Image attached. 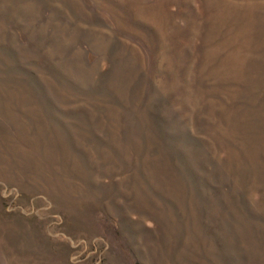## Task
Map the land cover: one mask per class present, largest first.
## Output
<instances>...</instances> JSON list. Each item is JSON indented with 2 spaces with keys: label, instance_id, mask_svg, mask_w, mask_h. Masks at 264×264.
Instances as JSON below:
<instances>
[{
  "label": "rangeland",
  "instance_id": "1",
  "mask_svg": "<svg viewBox=\"0 0 264 264\" xmlns=\"http://www.w3.org/2000/svg\"><path fill=\"white\" fill-rule=\"evenodd\" d=\"M0 264H264V0H0Z\"/></svg>",
  "mask_w": 264,
  "mask_h": 264
}]
</instances>
